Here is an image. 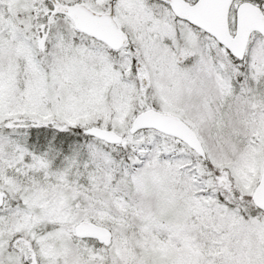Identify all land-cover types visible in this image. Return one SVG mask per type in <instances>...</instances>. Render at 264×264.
Instances as JSON below:
<instances>
[{"label":"snow or ice","instance_id":"1","mask_svg":"<svg viewBox=\"0 0 264 264\" xmlns=\"http://www.w3.org/2000/svg\"><path fill=\"white\" fill-rule=\"evenodd\" d=\"M0 264H264V0H0Z\"/></svg>","mask_w":264,"mask_h":264}]
</instances>
